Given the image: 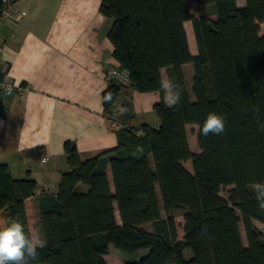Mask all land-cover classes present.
<instances>
[{
	"label": "trees",
	"instance_id": "obj_1",
	"mask_svg": "<svg viewBox=\"0 0 264 264\" xmlns=\"http://www.w3.org/2000/svg\"><path fill=\"white\" fill-rule=\"evenodd\" d=\"M196 2L212 4L213 12L193 15L188 0H100L113 57L128 73L125 83L108 80L102 105L107 120L114 116L123 126L112 149L86 159L66 141L68 169L55 194H36L34 179L14 178L0 162V225L15 218L48 241L28 264H108L110 246L125 254L145 250L126 264H264V232L255 224L264 226V209L251 190L264 181V0ZM163 69L178 85L176 107L163 101ZM126 88L159 93L157 126L132 125L130 102L120 114L115 106ZM210 111L225 117V131L204 137L199 128ZM190 124L197 126V152L188 142ZM222 186H232L227 199Z\"/></svg>",
	"mask_w": 264,
	"mask_h": 264
},
{
	"label": "crops",
	"instance_id": "obj_2",
	"mask_svg": "<svg viewBox=\"0 0 264 264\" xmlns=\"http://www.w3.org/2000/svg\"><path fill=\"white\" fill-rule=\"evenodd\" d=\"M99 5L100 0H16L12 18L0 24V78L26 87L22 95L0 91V162L14 178L34 179L36 194L57 191L68 169L66 141L76 145L81 159L116 145L102 91L106 73L119 69V63L107 37L110 21ZM157 101L158 92L126 88L115 107L130 102L131 124L139 125L148 123L138 121L139 114ZM148 124L157 126L159 120Z\"/></svg>",
	"mask_w": 264,
	"mask_h": 264
},
{
	"label": "clouds",
	"instance_id": "obj_3",
	"mask_svg": "<svg viewBox=\"0 0 264 264\" xmlns=\"http://www.w3.org/2000/svg\"><path fill=\"white\" fill-rule=\"evenodd\" d=\"M160 90L163 101L169 107H176L180 103V91L176 82L167 78L160 81ZM111 97H105L110 100ZM127 109L120 107L119 112L123 115ZM225 117L210 111L205 116L199 134L207 137L209 134L220 135L225 131ZM264 131V127L260 129ZM258 207L264 209V181H254L251 184ZM48 241L40 234L30 235L25 226L15 218L9 219L0 225V264H28L29 259L38 257V250L44 248Z\"/></svg>",
	"mask_w": 264,
	"mask_h": 264
},
{
	"label": "rangeland",
	"instance_id": "obj_4",
	"mask_svg": "<svg viewBox=\"0 0 264 264\" xmlns=\"http://www.w3.org/2000/svg\"><path fill=\"white\" fill-rule=\"evenodd\" d=\"M188 4H189L190 11L192 12L193 15H198L199 13H201V11H203L204 9H206L208 7L213 8L212 4L202 7V6L198 5L196 0H188ZM190 25H191L190 22H187L184 24L187 35H188L189 46H190V48H193L196 45H195V40H194L192 28L190 27ZM260 27H261L260 33H264V23H262L260 25ZM191 53L193 55H195L196 51L193 50V51H191ZM183 70H184L185 79H186V83L188 86L190 98L192 100H194V95L191 92V75H192L191 64H186L183 67ZM162 73H163V77L165 78L166 77L165 72L162 71ZM138 117H139L138 121H140L141 119H145V121L148 123H152L155 120H159L153 108L147 112L140 113ZM141 121H143V120H141ZM186 128H187L188 142L190 145V149L192 151H195V152L199 151V147H198V143H197V139H196L197 126L190 124V125H187ZM183 165L189 171L192 170L191 163L189 161L183 163ZM231 188H232V186H222L220 188L219 194L222 197L227 199L228 198V192ZM34 212H35V209H34ZM174 214H175V222L177 224L178 236L182 237L183 236V231H182L183 218H182L181 212H175ZM255 224L264 232V226L262 224H260L259 222H256V221H255ZM147 227H149V225H147ZM240 230H241L242 241L245 243L246 239L244 236L242 223H240ZM144 252H145V250H140L139 253H137V254H135V253L134 254H125V253L121 252L120 250L115 249L113 246H110L108 253L106 254V258L110 260L111 264H126V262L137 260L139 257H141V255L144 254ZM184 256L189 257L190 251L185 250Z\"/></svg>",
	"mask_w": 264,
	"mask_h": 264
},
{
	"label": "built area",
	"instance_id": "obj_5",
	"mask_svg": "<svg viewBox=\"0 0 264 264\" xmlns=\"http://www.w3.org/2000/svg\"><path fill=\"white\" fill-rule=\"evenodd\" d=\"M16 0H0V24L12 18V8L14 6ZM128 73L126 70L120 69H112L106 73L107 80H116L121 83H125L127 81ZM26 90L25 86L16 85L12 82V80H4L0 78V91L5 94H13L16 93L18 95H22L23 91ZM108 123L110 128L115 131L120 129L123 126V123L118 121L114 116L108 119Z\"/></svg>",
	"mask_w": 264,
	"mask_h": 264
}]
</instances>
